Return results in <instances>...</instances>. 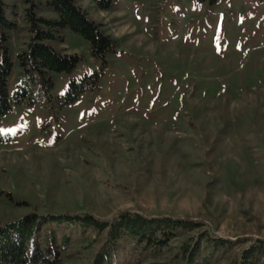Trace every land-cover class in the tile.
Masks as SVG:
<instances>
[{
  "label": "rangeland",
  "instance_id": "374dc122",
  "mask_svg": "<svg viewBox=\"0 0 264 264\" xmlns=\"http://www.w3.org/2000/svg\"><path fill=\"white\" fill-rule=\"evenodd\" d=\"M2 1L17 25L11 95L28 34L22 0ZM74 1L115 51L102 65L67 27L50 42L80 60L1 117L0 222L30 212L187 218L200 226L157 249L77 223L48 222L40 235L54 233L61 264H93L106 250L111 264H187L183 248L200 237L194 264H264V0ZM92 72L97 86L61 104L69 81Z\"/></svg>",
  "mask_w": 264,
  "mask_h": 264
},
{
  "label": "trees",
  "instance_id": "16d2710c",
  "mask_svg": "<svg viewBox=\"0 0 264 264\" xmlns=\"http://www.w3.org/2000/svg\"><path fill=\"white\" fill-rule=\"evenodd\" d=\"M100 10L110 8L114 0H90ZM214 3L216 0H198ZM23 17L28 40L16 53L20 80L10 95L7 81L13 60L8 54V42L16 30L12 10L0 0V120L14 104L33 103L40 96L47 95L52 87L51 74L70 72L80 60L77 54H67L62 48L53 47L50 42L61 40L65 27L81 35L90 44L91 56L105 64V55L115 51L114 41L104 34L100 25L74 0H22ZM10 11V12H9ZM99 74L92 72L80 79H71L61 104L74 101L81 93L94 89ZM3 136L0 133V141ZM63 222L79 224L83 228L93 227L97 231L107 229L111 243L128 236L145 249H157L177 236L190 232L200 225L187 218L170 216L146 217L139 213L120 212L111 221H98L90 215H60L27 213L14 220L0 222V264H61V251L56 245L54 233L41 238L45 224ZM192 246L183 248L187 264H194L200 239ZM216 246L223 245L217 240ZM112 251L97 253L93 264H111Z\"/></svg>",
  "mask_w": 264,
  "mask_h": 264
}]
</instances>
